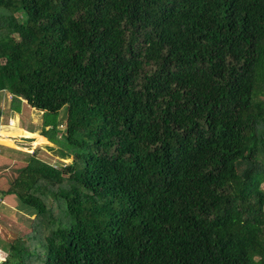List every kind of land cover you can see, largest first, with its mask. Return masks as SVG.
I'll return each instance as SVG.
<instances>
[{"label":"trees","instance_id":"1","mask_svg":"<svg viewBox=\"0 0 264 264\" xmlns=\"http://www.w3.org/2000/svg\"><path fill=\"white\" fill-rule=\"evenodd\" d=\"M0 90L72 155L3 264H264V0H0Z\"/></svg>","mask_w":264,"mask_h":264},{"label":"rangeland","instance_id":"2","mask_svg":"<svg viewBox=\"0 0 264 264\" xmlns=\"http://www.w3.org/2000/svg\"><path fill=\"white\" fill-rule=\"evenodd\" d=\"M11 97L9 92L0 90V121L3 124H8V126L10 119H13L11 118V104L13 101ZM19 103H22V106L17 126L25 127L26 130L38 132V134L36 133V136H27L21 132H17L15 135H9L0 128V135L4 136H0V264H3L5 259L8 258V253L13 254L11 248L13 243L19 239L25 240L30 238L31 235H35V209L22 203L15 194L2 193L3 190H6L9 179L16 175L17 169L24 166L27 151L30 150V153L31 151L38 152V157L59 168L65 167L72 161V155H70L69 150L63 145L67 136L65 124L67 107H64L59 112L57 118L59 132L53 134L60 142H51L49 139L47 141L41 136L44 132V112L28 106L23 101L18 102V105ZM18 138H21V140H18ZM32 147L34 149H31ZM48 147L57 148V151H63L68 158L62 159L59 154L55 151H50ZM45 200L48 205L50 204L53 207L52 212L54 217L58 218L61 216L60 210L55 203V197L47 194ZM44 227L45 231L43 233H47L48 227ZM12 259L14 260L15 258L13 257Z\"/></svg>","mask_w":264,"mask_h":264},{"label":"crops","instance_id":"3","mask_svg":"<svg viewBox=\"0 0 264 264\" xmlns=\"http://www.w3.org/2000/svg\"><path fill=\"white\" fill-rule=\"evenodd\" d=\"M13 100V99H12ZM20 101L19 102H24L25 103V101L23 100V99H19ZM11 103V102H10ZM22 104V103H21ZM20 103H19V105H18V102H16V101H12V104H11V106H12V114H11V118H13V119H10V121H9V126H8V124H3V123H1V121H0V128H1V130L2 131H5L7 134H9V135H11V134H14L15 135V133H17V132H21V133H29L30 135H32V136H36V133L38 134V132H30V131H28V130H26L25 129V127H19V126H17V122H18V119H19V117H20V109H21V105ZM5 127V128H4ZM40 135V134H39ZM0 136H2V135H0ZM42 136V135H41ZM2 137H4V136H2ZM44 137V136H43ZM10 138V137H9ZM45 138V137H44ZM36 139V138H35ZM47 141H48V138H45ZM18 140H21V138H18ZM2 141H4V140H2ZM31 149H34V147H32ZM28 153H30V150L29 151H27ZM32 152V151H31Z\"/></svg>","mask_w":264,"mask_h":264}]
</instances>
